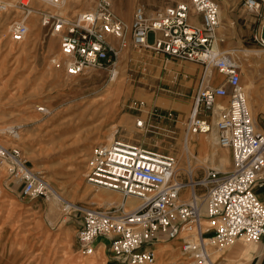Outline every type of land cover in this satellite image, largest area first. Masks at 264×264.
<instances>
[{"label": "built area", "instance_id": "obj_1", "mask_svg": "<svg viewBox=\"0 0 264 264\" xmlns=\"http://www.w3.org/2000/svg\"><path fill=\"white\" fill-rule=\"evenodd\" d=\"M16 1L21 15L10 22L12 39L22 40L29 31L28 17L34 11L39 13L40 27L58 38L60 57H51L50 63L62 68L67 77L90 70L112 72L126 47V35L132 47L151 50L165 61L198 63L202 72L184 123L183 144L214 130L217 145L231 153L230 169L206 167L203 175L195 178L196 165L187 157L181 165L176 155L115 133L110 142L96 144L85 180L94 187L118 192L121 201L108 206L65 202V214L70 211L80 222L75 231L78 252L92 255L96 238L103 236L108 240V254L119 263L154 264L157 244L180 239L184 256L192 258L193 264H208L211 247H228L237 239L254 243L264 240V202L254 190L256 185L264 186V117L260 129L239 66L231 53L216 45L220 25L217 0L177 1L155 9L152 15H147L143 4H137L129 24L114 12L108 0H98L92 10L74 15L64 11L65 0H38L39 6L31 0ZM241 2L258 17L253 41L264 49V0ZM11 7L7 0H0V11ZM193 15L196 23L190 21ZM212 68L223 76L219 84H209ZM145 71L143 66L141 72ZM220 98L227 101L223 103ZM137 106L141 110L143 102ZM38 110L47 112L44 106ZM150 114L171 123L180 119L171 110L156 109ZM136 126L144 128L145 120L137 119ZM3 131L14 138L19 136L16 125ZM0 168L23 196L37 199L52 193L42 171L31 168L14 144L0 141ZM128 197L138 199L135 207L125 205Z\"/></svg>", "mask_w": 264, "mask_h": 264}, {"label": "rangeland", "instance_id": "obj_2", "mask_svg": "<svg viewBox=\"0 0 264 264\" xmlns=\"http://www.w3.org/2000/svg\"><path fill=\"white\" fill-rule=\"evenodd\" d=\"M7 1L15 4V8L0 11V141L18 146L29 166L42 171L52 193L37 199L23 196L4 168H0V264H108L114 259L103 249L88 256L78 252L75 237L78 219L70 211L65 214L62 207L65 202L84 206L110 205L102 198L91 196L103 190L89 185L85 173L92 148L99 143H108L114 133L145 147L176 155L181 165L185 164L186 157L189 158L196 165L195 178L201 177L208 166L218 168L214 164L218 166L221 163L217 160L211 162L210 151L201 147V141L208 139V134L193 136L191 153L185 152L183 144L184 123L193 104L202 68L193 61H165L151 50L134 48L126 35V47L122 48L115 67L122 69L119 71V68L114 82L111 81L113 73L104 69L67 77L62 68L50 63L51 57H60L58 38L40 27L39 13L34 11L28 17L29 31L22 40L12 39L9 25L20 17L21 11L16 0ZM108 1L114 12L129 24L137 4H143L147 15H152L157 8L185 0ZM217 1L221 25L215 36L218 42L223 38L220 47L226 51L246 48L260 53L250 54L247 60H242V66L236 55H232L241 70L245 89L251 91L248 94L251 111L254 110V117L259 119L264 115V49L253 41L258 17L248 12L241 0ZM97 2L65 0L64 10L74 15L92 10ZM152 35L149 34V42ZM171 61L181 62L187 67H176ZM143 66L146 67L145 72H141ZM211 71L212 79L217 78V70L212 68ZM176 72L185 75L181 76L180 84L178 80L169 82ZM148 92H152L151 98L143 96ZM160 97L184 103L185 106L182 110L165 107L160 104ZM139 102H143L141 110L137 106ZM41 106L48 112H40L38 109ZM156 109L163 112L171 110L180 119L172 123L161 120L150 114ZM139 118L145 120L144 128L136 126ZM13 125L18 126L17 138L3 131ZM213 134L215 137V131ZM212 148L228 155L219 170L230 169V150L221 148L217 142ZM111 194L117 199L111 204H117L121 195L116 192ZM244 242L254 243L237 239L228 247H211L209 261L214 264L242 263L243 257L239 255L242 253H238V248ZM162 245L173 246L176 252H162ZM179 245L180 239L157 244L154 264H193L192 258L181 253Z\"/></svg>", "mask_w": 264, "mask_h": 264}, {"label": "crops", "instance_id": "obj_3", "mask_svg": "<svg viewBox=\"0 0 264 264\" xmlns=\"http://www.w3.org/2000/svg\"><path fill=\"white\" fill-rule=\"evenodd\" d=\"M262 13L264 15V9L262 10ZM126 14V13H125ZM120 16V15H119ZM121 17V16H120ZM191 17H195V15L191 16ZM124 21H126L123 17H121ZM195 18H192V20L195 21ZM219 29V28H218ZM218 38V37H217ZM218 46H220V43L218 42L217 43ZM126 56V55H124ZM171 63H173L176 67L177 66H184V67H187L186 65H182L181 62H178V61H171ZM120 68V70H119ZM121 67H118V70L121 71ZM197 70V69H196ZM200 71V70H199ZM177 73V72H176ZM179 74V73H178ZM210 79H209V84H219L221 82V80L219 81L220 78H222L221 75H219L218 73V76L217 78L215 79H212V74L213 72L211 71L210 73ZM176 75V74H175ZM175 75H172L171 78L169 79V82L170 83H174L175 80H178V83L180 84L182 82V78L181 76H183L184 74H179L178 75V78L175 79ZM185 76V75H184ZM173 77V78H172ZM181 78V79H180ZM174 79V80H173ZM168 80V79H166ZM169 90V89H166V91ZM170 91V90H169ZM143 96L147 97V98H151L152 96V92H148V93H143ZM248 97V96H247ZM159 102L160 104L164 105L165 107H175L176 109H183V106H185L184 103H181V102H178V101H171L169 99H167L166 97H160L159 99ZM219 101L225 103L227 101L226 98H220ZM253 114V113H252ZM181 116V114H179ZM264 117V115H262L259 119L258 117H255L256 120H257V125L260 129L263 128V125H262V118ZM198 143H199V139H198ZM189 146H191V144H189ZM231 154V153H230ZM230 163H231V166H232V159H231V155H230ZM210 167V166H208ZM226 168V167H224ZM226 170V169H225ZM224 171V170H222ZM18 189V188H17ZM255 193L257 194V196L259 197V199L261 201L264 202V186L263 187H260V186H256L255 187ZM113 197H115V195L112 194ZM137 204V203H136ZM135 204V205H136ZM80 225V222H78L76 228H75V231L77 229V227ZM100 239V240H99ZM253 245H250V244H246L245 242L243 244H241L238 248V253L241 252L242 254L239 253V255H241L243 257V261L242 263L240 264H264V240H260L258 242H255V243H251ZM108 245V240L103 237V236H99L96 238L95 240V246H96V249L97 250H100V249H103L104 252H107L106 250V247ZM255 245V246H254ZM165 246V245H162L160 246L161 249L162 247ZM108 253V252H107ZM109 255V254H108ZM110 256V255H109ZM111 257V256H110ZM245 257V258H244ZM112 258V257H111ZM108 264H121L119 263L118 261H116L114 259V261H111V262H108Z\"/></svg>", "mask_w": 264, "mask_h": 264}, {"label": "bare ground", "instance_id": "obj_4", "mask_svg": "<svg viewBox=\"0 0 264 264\" xmlns=\"http://www.w3.org/2000/svg\"><path fill=\"white\" fill-rule=\"evenodd\" d=\"M11 1V0H10ZM9 2V1H8ZM36 2H37V4H40V2L38 1V0H34V3L36 4ZM9 4L11 5V6H13V9L15 8V4H12L11 2H9ZM36 4V5H37ZM64 7H65V4H64ZM12 9V10H13ZM65 11V10H64ZM192 18H195V17H190V21L192 22V23H196L197 21H196V18H195V21L194 20H192ZM220 25H221V13H220ZM219 25V26H220ZM218 29V28H217ZM216 29V30H217ZM218 43V38H216V45H218L217 44ZM229 53H231V55H236V57L239 59V61H240V63H239V65H243L241 62H242V60H247V58L248 57H250L249 55L250 54H254V55H259L260 53H259V51L258 50H250V49H246V48H244V49H241V50H239V51H236V50H232V51H228ZM233 57V56H232ZM235 60V59H234ZM235 62H236V60H235ZM237 63V62H236ZM238 65V64H237ZM240 66V67H241ZM117 68V67H116ZM112 73H113V76H112V82H114L116 79H117V77H118V75H119V71L117 70V69H114L113 71H112ZM219 75H221L222 76V74H220L219 72H217ZM245 91H246V94H247V96H248V94L251 92H249V88H246L245 89ZM251 109V108H250ZM253 111V114H254V110H252ZM48 112V111H47ZM210 133V134H209ZM209 133H207V134H205V135H207V137H208V139H206L204 142L203 141H201V143H202V148L203 149H207V150H209L210 151V159H211V162L213 161H215V160H217L219 163H221V164H219L218 166H217V164H214L216 167H218V168H215V169H222V164H224L225 163V161L227 160V158H228V155H227V153L226 152H221V153H218L216 150H214L213 148H212V146H213V143L215 142L216 143V135H215V137H214V131L212 130V131H210ZM215 140V141H214ZM110 142V141H109ZM189 144L188 143H186L185 145H184V150H185V152H187L188 151V153H191V148H192V146H189ZM184 152V153H185ZM185 155V154H184ZM214 168V167H213ZM90 185V184H89ZM256 186H259V185H256ZM255 186V187H256ZM99 188V187H98ZM89 189V188H88ZM99 190H103L102 192H99L98 191V193H94L93 195H91L92 197H97V198H102L103 200H104V202L105 203H107V204H111L112 203V201H114V200H117V199H114V197L112 198V194H111V192H116V191H113V190H110V189H107V188H103V187H100V189ZM89 191V190H88ZM110 192V193H109ZM116 193H118V192H116ZM54 198L56 199L57 197H56V195H54ZM121 201V199H119L118 200V202L117 203H119ZM138 202V199H136L135 197H128L127 198V200H126V203H125V205L129 208V207H131V208H133V207H135L136 205V203ZM240 249V248H239ZM162 252H172V253H174V252H176V249L175 248H173V246H170V245H165V246H163L162 247ZM178 250V249H177ZM96 251H97V249H96ZM209 264H214V263H212L211 261H209Z\"/></svg>", "mask_w": 264, "mask_h": 264}]
</instances>
